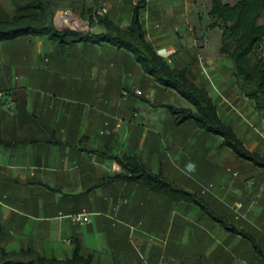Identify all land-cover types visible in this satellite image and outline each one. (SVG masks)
I'll list each match as a JSON object with an SVG mask.
<instances>
[{
  "label": "crops",
  "instance_id": "crops-1",
  "mask_svg": "<svg viewBox=\"0 0 264 264\" xmlns=\"http://www.w3.org/2000/svg\"><path fill=\"white\" fill-rule=\"evenodd\" d=\"M31 1L0 0V22ZM44 1L51 14L89 12L86 0ZM129 1L109 0L106 15L118 28L140 0ZM203 1L145 0L140 21L144 11L153 24L145 39L207 92L248 151L264 157V111L219 51L220 30L209 24L210 0L203 14ZM193 29L205 42L200 54L170 55L192 42ZM176 96L106 42L0 40V253L30 249L63 260L78 247L92 264H264V169L194 122L176 124L164 106ZM124 156L194 201L118 178ZM81 211L89 221L73 222Z\"/></svg>",
  "mask_w": 264,
  "mask_h": 264
},
{
  "label": "trees",
  "instance_id": "trees-1",
  "mask_svg": "<svg viewBox=\"0 0 264 264\" xmlns=\"http://www.w3.org/2000/svg\"><path fill=\"white\" fill-rule=\"evenodd\" d=\"M145 0L132 7L129 24L118 28L108 20L107 15L97 19L96 26L105 32L100 34L79 33L67 30L57 31L51 22V12L47 13L49 1L32 0L19 8L15 16L0 22V40L23 35H46L61 45L65 38H73L83 43H108L116 49L125 50L146 76H150L161 88H170L188 101L189 107L165 105L179 123L192 121L206 133L219 136L222 146H226L239 158L264 169V157L248 151L229 124L221 121L211 97L187 77L186 70L172 68L163 56H159L152 44L145 39L140 21V10ZM264 12V0H210L209 16L212 28L220 30L219 51L227 56L233 67V76L242 85L246 95L254 99L256 109L264 111V53L258 52L264 44V24L258 20ZM123 174L117 175L124 181L142 184L151 191L163 194L174 201H194V196L166 181L159 174L150 173L135 157L124 156L120 161ZM129 173V175H128ZM27 257L26 261L13 260ZM92 264L90 255L82 256L76 247L67 259L41 257L35 252L23 250L19 253H0L1 264Z\"/></svg>",
  "mask_w": 264,
  "mask_h": 264
},
{
  "label": "built area",
  "instance_id": "built-area-1",
  "mask_svg": "<svg viewBox=\"0 0 264 264\" xmlns=\"http://www.w3.org/2000/svg\"><path fill=\"white\" fill-rule=\"evenodd\" d=\"M89 3V12L85 16L74 14L70 10H56L51 15L52 25L57 31L67 30L79 33H91L96 26L97 19L104 17L109 9V0H86ZM140 94V91H136ZM205 190H207L205 188ZM71 219L75 223H84L89 221V217L85 211L73 214Z\"/></svg>",
  "mask_w": 264,
  "mask_h": 264
},
{
  "label": "rangeland",
  "instance_id": "rangeland-1",
  "mask_svg": "<svg viewBox=\"0 0 264 264\" xmlns=\"http://www.w3.org/2000/svg\"><path fill=\"white\" fill-rule=\"evenodd\" d=\"M129 3H132V0H130ZM202 6H203V12H204L203 14L205 15V10H206V7H207V1L206 0L203 1ZM127 12H128V8H127ZM141 14H142V18H143L142 19V27L145 28V33L149 34L150 33L149 32L150 31L149 27H153V24L152 23L149 24V22H152V21H149L150 18L148 16L149 15L148 12L146 13L147 14L146 18L144 17V15H145L144 11H142ZM211 23H212V21L210 20L209 24H211ZM259 23H263L264 24V17L260 18ZM206 27H204V29H207ZM204 29H203V31H204ZM192 31L194 32L193 33L194 34V38L191 39L192 42L190 44H182V45H176L175 47H171L170 50H169V52L171 53L170 55L182 54V55H186L187 56V55H190V54H192V55L195 54V55L198 56L200 54V51L204 48L205 42H199L198 39H201V37H197L196 36L195 29H193ZM216 50H217L216 47L212 48L213 53L216 52ZM258 52L264 53V44L261 45V48H260V50ZM201 56H203V55L201 54ZM135 94H136V92H135ZM141 94L142 93L140 91V94H136V95L140 96ZM171 105L176 106V107H179V106L189 107L190 106L188 101L185 100L183 97H181L179 94H178V96H176V100H172L171 101ZM208 134H210L211 136H213L215 138H220L219 136L212 135L209 132H208Z\"/></svg>",
  "mask_w": 264,
  "mask_h": 264
}]
</instances>
